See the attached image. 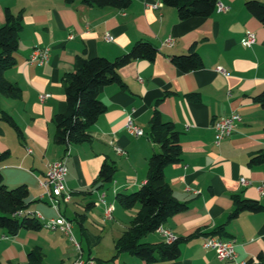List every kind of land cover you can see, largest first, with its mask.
I'll use <instances>...</instances> for the list:
<instances>
[{
	"label": "crops",
	"instance_id": "obj_1",
	"mask_svg": "<svg viewBox=\"0 0 264 264\" xmlns=\"http://www.w3.org/2000/svg\"><path fill=\"white\" fill-rule=\"evenodd\" d=\"M246 1L218 0L228 7L227 12L180 20L176 10L160 0H131L124 10L89 7L81 0L71 4L65 0H0V26L6 11L20 15L22 26L15 64L4 73L20 93L15 98L0 95V115H8L19 130L0 118L3 183L8 189L27 187L29 211L45 219L59 214L68 220L83 260L146 264L133 255L116 254L115 240L140 208L124 210L116 196L134 192L146 182L147 161L159 150L149 138V120L155 110L179 133L180 161L166 166L163 175L175 199L186 206L161 225L183 239L180 257L157 264H233L219 261L212 250L202 247L208 237L233 241L238 263L264 258V163L249 164L264 151L263 110L253 101L264 91V26L247 13ZM247 31L255 35V43L244 48L241 43ZM106 34L111 42L104 40ZM139 41L153 45L157 56L153 62L136 60L120 68L123 86L99 90L105 112L89 128L88 142L68 146L65 187L70 200L59 199L56 213L46 198H40L43 190L38 182L49 165L66 155L65 146L54 141L53 123L54 116L66 110L62 78L72 71L78 56L113 61ZM35 48L48 50V59L40 66L27 63ZM190 52L200 57L202 67L182 73L170 58ZM219 67L225 75L216 71ZM41 95L46 96L42 101ZM233 113L241 117V123L216 145L213 123ZM128 116L143 136L133 137L125 131ZM115 148L124 154L118 155ZM105 161L113 162L116 171L110 184L96 189ZM236 197L257 202L261 211L243 212L228 220ZM107 205L113 206L111 220L104 218ZM142 241L159 244L163 239L155 231ZM70 244L60 232L43 227L20 230L15 236L0 231V264H26L31 250L40 254L43 264H72L77 254Z\"/></svg>",
	"mask_w": 264,
	"mask_h": 264
},
{
	"label": "trees",
	"instance_id": "obj_2",
	"mask_svg": "<svg viewBox=\"0 0 264 264\" xmlns=\"http://www.w3.org/2000/svg\"><path fill=\"white\" fill-rule=\"evenodd\" d=\"M164 6L174 8L180 20L190 18H208L216 11L218 0H160ZM73 0H65L71 4ZM131 0H81L83 5L97 8L127 9ZM245 10L264 26V3L248 0ZM21 16L5 13V23L0 26V95L15 98L19 88L6 81L4 73L15 64L14 53L18 49V34L21 30ZM157 49L148 42L139 41L131 46L129 51L113 61L102 57L86 59L78 56L74 61L71 72L62 78L66 110L53 118L55 125L54 141L57 145L68 146L88 142L89 128L95 124L99 115L105 112L104 104L99 100V90L110 85L123 86L118 70L136 60L153 62ZM172 65L182 73L200 69L202 61L195 52L186 55L172 56ZM263 110L264 120V91L253 97ZM0 118L9 123L17 133L18 128L5 113ZM149 138L158 145L147 161L146 182L139 189L129 194H118L116 201L119 207L129 210L139 205V210L132 218L128 228L115 240L116 254L133 255L146 264H157L176 261L180 257V244L183 239H177L167 245L141 243L145 236L154 233L165 221L186 209L185 204L178 202L172 194L170 186L165 182L163 170L166 166L180 161L181 147L179 133L170 123L163 122L155 110L149 120ZM5 155H1L3 158ZM264 163V151L253 156L249 164ZM116 166L111 161H105L99 170L96 189L112 182ZM27 187L24 185L8 189L0 173V231L8 236H15L20 230L36 231L42 225L34 218L24 214L17 218V211L28 210L29 204ZM261 211V206L254 201L234 199V210L228 215V220L236 218L240 213ZM222 229V228H218ZM26 264H43L42 257L34 250L26 255ZM264 264V258L258 257L256 263Z\"/></svg>",
	"mask_w": 264,
	"mask_h": 264
},
{
	"label": "built area",
	"instance_id": "obj_3",
	"mask_svg": "<svg viewBox=\"0 0 264 264\" xmlns=\"http://www.w3.org/2000/svg\"><path fill=\"white\" fill-rule=\"evenodd\" d=\"M155 7H157V5H155ZM216 11L225 13L228 11V7L218 2L216 4ZM104 40L106 42H111L112 37L109 34H106L104 36ZM254 43H255V35L250 31L245 32L241 45L244 48H249ZM170 44L171 42H169L168 40L167 45ZM47 59H48L47 49L35 48L29 54L27 63L37 64L40 66L43 63H45ZM216 71L219 74L225 75V71L220 67L217 68ZM39 98L40 101H42L46 98V96L41 95ZM241 121H242L241 117L235 113L231 114L228 117H224L216 120L212 125V129L214 132V143L217 145L221 140L230 137L235 132L237 126L241 123ZM124 129L128 134H130L133 137L143 136V130L133 122V119L130 116H128L126 119ZM115 152L118 155L124 154V152L119 148H115ZM68 153L69 152L67 148L66 155L62 159L49 165L45 172L44 179L38 182L40 188L43 190V194L41 195L40 198H46L49 206L56 213H58L59 199H62L64 202H68L70 200V195L66 191V187H65V178L67 176L66 157ZM241 184L245 185L246 182L244 180H241ZM99 200L102 203H104L103 196H100ZM112 213H113V206L112 205L105 206L104 218L106 220H111ZM24 214L37 220L42 225L43 228L53 232L55 231L60 232L68 239V241L72 244L77 254V258L74 260L72 264H94L92 260L85 261L81 258V253H82L81 246L79 242L76 240L74 236L72 224L68 220H66L59 214H57L55 218L45 219L38 212H32L29 210L17 211L15 213V217L19 218ZM156 232L161 236L163 242L167 245L174 243L178 239L173 233L164 229L161 226L157 228ZM202 247L207 250H212L219 261H230L233 262V264H246L243 262H239V263L236 262L234 243L231 240H221V239L208 237L203 240Z\"/></svg>",
	"mask_w": 264,
	"mask_h": 264
},
{
	"label": "rangeland",
	"instance_id": "obj_4",
	"mask_svg": "<svg viewBox=\"0 0 264 264\" xmlns=\"http://www.w3.org/2000/svg\"><path fill=\"white\" fill-rule=\"evenodd\" d=\"M138 207H139V205H137ZM108 224V223H107ZM115 233H117V232H115ZM114 233V235H116ZM96 234H98L97 232H96ZM103 235L105 234V232L104 233H102ZM118 235V234H117ZM108 239V236H104V240H107ZM143 240V239H142ZM142 240H140V242L142 243L143 241ZM70 245H72V244H70ZM73 247V246H72ZM73 249H74V247H73ZM75 250V249H74Z\"/></svg>",
	"mask_w": 264,
	"mask_h": 264
}]
</instances>
